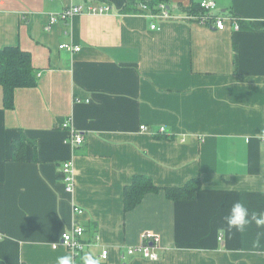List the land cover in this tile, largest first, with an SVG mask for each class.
Returning <instances> with one entry per match:
<instances>
[{
	"label": "crops",
	"instance_id": "crops-1",
	"mask_svg": "<svg viewBox=\"0 0 264 264\" xmlns=\"http://www.w3.org/2000/svg\"><path fill=\"white\" fill-rule=\"evenodd\" d=\"M200 1L170 0L176 19L154 31L146 18L120 14L127 0H0V49L28 52L36 73L11 110L0 88V264H57L71 253L52 246L74 219L88 245L81 264L86 254L98 264H264V235L255 243L264 229L229 233L223 219L236 201L264 211V0H213L259 31L189 22L183 10ZM102 5L110 13L48 26L69 6ZM65 119L81 145L59 129ZM20 137L25 159L14 162ZM136 175L159 188L195 178L202 186L189 201L148 194L125 213L123 190ZM145 232L160 238L158 261L123 253Z\"/></svg>",
	"mask_w": 264,
	"mask_h": 264
},
{
	"label": "built area",
	"instance_id": "built-area-1",
	"mask_svg": "<svg viewBox=\"0 0 264 264\" xmlns=\"http://www.w3.org/2000/svg\"><path fill=\"white\" fill-rule=\"evenodd\" d=\"M137 9V15L146 18L149 21L150 30L159 31L160 22L172 21L176 17L172 14L170 8L166 4L161 3L155 7L154 12L151 11L149 6L143 2H139L135 5ZM199 8L205 12L204 15L194 16L186 15L185 19L191 23L204 26L212 27L217 31H225L227 23H230L233 30H240L238 20L233 18V16H225L217 12L216 3L213 0H202L199 2ZM110 7L107 5L102 6H69L65 8L62 12L57 14H51L48 19V26L54 25L58 21H67L74 16L78 15H89V16H101L110 13ZM60 50H66L69 52H78L80 48L74 47L72 45H61ZM61 130L69 131L70 137L69 142L72 145L79 146L83 143L84 138L78 132H74L71 129V124L69 119L62 120L59 124ZM142 131L146 130L145 126H141ZM161 128V132H163ZM264 144V136L262 138ZM264 150V145H263ZM61 177L63 179L64 190L67 194H72L74 190V177L73 168L71 162H64L61 166ZM72 213L74 217L81 216L83 210L73 205ZM85 230L82 225H80L76 219L69 231L63 233L60 237V241L54 244L52 248L57 246L65 247L72 255L74 259V264H81L77 261L79 259L85 248L88 246L84 241ZM141 244L137 247H129L123 253L125 256L130 258H141L146 261H158L159 260V249H160V238L159 236L153 234L152 232L142 233L140 236ZM101 262H105L108 259V251L103 250L99 256Z\"/></svg>",
	"mask_w": 264,
	"mask_h": 264
},
{
	"label": "trees",
	"instance_id": "trees-1",
	"mask_svg": "<svg viewBox=\"0 0 264 264\" xmlns=\"http://www.w3.org/2000/svg\"><path fill=\"white\" fill-rule=\"evenodd\" d=\"M143 2L154 12L155 7L161 3L166 4L172 11L173 7L170 0H127L126 4L120 10V14H137L135 5ZM186 15H204L205 12L199 8V3L192 5L183 10ZM233 18H235L233 16ZM238 20V19H237ZM240 30L244 28L250 31H259L262 28L253 24H245L238 20ZM237 64L236 54H234V66ZM36 84V73L32 67L31 56L28 52L21 50L17 46H9L0 49V88L2 89L3 106L7 110L13 109L14 93L18 89L30 88ZM60 129V128H59ZM26 140L20 137L11 143L12 161H24V152L22 148ZM199 178L191 179L184 186L177 188H159L155 186L150 177L136 175L132 178L131 183L123 190V209L124 212H130L135 209L148 194H158L164 192L169 200L189 201L196 197L201 189Z\"/></svg>",
	"mask_w": 264,
	"mask_h": 264
},
{
	"label": "clouds",
	"instance_id": "clouds-1",
	"mask_svg": "<svg viewBox=\"0 0 264 264\" xmlns=\"http://www.w3.org/2000/svg\"><path fill=\"white\" fill-rule=\"evenodd\" d=\"M223 219L229 233L233 229L238 233H244L253 224L257 229H264V211H250L242 201L233 203ZM220 231L224 232L225 229L221 228ZM262 235L264 233H257L255 243L260 242ZM82 260L83 264H98V260L90 254H86ZM57 264H73L72 256L68 254L57 257Z\"/></svg>",
	"mask_w": 264,
	"mask_h": 264
}]
</instances>
